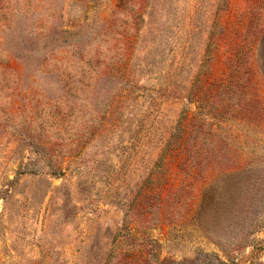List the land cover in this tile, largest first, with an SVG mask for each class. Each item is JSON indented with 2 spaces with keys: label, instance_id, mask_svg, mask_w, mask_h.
Masks as SVG:
<instances>
[{
  "label": "rangeland",
  "instance_id": "1",
  "mask_svg": "<svg viewBox=\"0 0 264 264\" xmlns=\"http://www.w3.org/2000/svg\"><path fill=\"white\" fill-rule=\"evenodd\" d=\"M0 264H264V0H0Z\"/></svg>",
  "mask_w": 264,
  "mask_h": 264
}]
</instances>
